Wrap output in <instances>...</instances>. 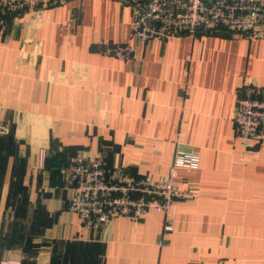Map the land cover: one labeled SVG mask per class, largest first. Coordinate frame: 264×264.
Returning a JSON list of instances; mask_svg holds the SVG:
<instances>
[{
    "label": "crops",
    "instance_id": "1",
    "mask_svg": "<svg viewBox=\"0 0 264 264\" xmlns=\"http://www.w3.org/2000/svg\"><path fill=\"white\" fill-rule=\"evenodd\" d=\"M128 2L63 0L0 21V264H264V136L244 144L233 122L246 87L264 89V35L141 44ZM125 41L130 61L100 52ZM175 150L199 156L175 173L192 200L98 230L68 210L60 171L75 155L161 179Z\"/></svg>",
    "mask_w": 264,
    "mask_h": 264
},
{
    "label": "built area",
    "instance_id": "2",
    "mask_svg": "<svg viewBox=\"0 0 264 264\" xmlns=\"http://www.w3.org/2000/svg\"><path fill=\"white\" fill-rule=\"evenodd\" d=\"M63 0H0V21L37 15L42 9ZM131 37L146 44L182 36L226 31L233 36L252 39L264 35V0H129ZM103 55L120 61L133 59L128 42L99 43ZM234 136L242 143L258 142L264 136V89L250 85L236 98L233 116ZM10 123L0 120V135ZM196 152L175 150L166 174L161 179L147 175L108 174L101 157L75 155L61 169L72 183L68 210L83 227L98 230L115 219L136 221L148 209L167 213L176 201L194 198L192 191L175 180L178 169H195ZM172 227L165 221L163 232ZM15 264V263H12Z\"/></svg>",
    "mask_w": 264,
    "mask_h": 264
}]
</instances>
